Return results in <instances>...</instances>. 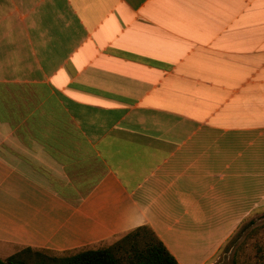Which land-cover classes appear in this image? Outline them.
I'll return each instance as SVG.
<instances>
[{
  "label": "crops",
  "instance_id": "0c3cea01",
  "mask_svg": "<svg viewBox=\"0 0 264 264\" xmlns=\"http://www.w3.org/2000/svg\"><path fill=\"white\" fill-rule=\"evenodd\" d=\"M141 225L264 243V0H0V258Z\"/></svg>",
  "mask_w": 264,
  "mask_h": 264
},
{
  "label": "trees",
  "instance_id": "16d2710c",
  "mask_svg": "<svg viewBox=\"0 0 264 264\" xmlns=\"http://www.w3.org/2000/svg\"><path fill=\"white\" fill-rule=\"evenodd\" d=\"M264 244V243H263ZM46 251L54 254L46 253ZM0 264H179L155 232L137 226L117 236L110 245L55 252L23 247Z\"/></svg>",
  "mask_w": 264,
  "mask_h": 264
},
{
  "label": "rangeland",
  "instance_id": "374dc122",
  "mask_svg": "<svg viewBox=\"0 0 264 264\" xmlns=\"http://www.w3.org/2000/svg\"><path fill=\"white\" fill-rule=\"evenodd\" d=\"M116 238L117 236L109 239L108 241L102 243L101 245L104 246L110 245L114 242V240H116ZM263 246H264L263 243L254 244L252 250H248V249L237 250L238 248L235 247L231 252H229L228 256L224 255L223 259H220L219 264H264ZM46 253L54 254L49 251H46Z\"/></svg>",
  "mask_w": 264,
  "mask_h": 264
}]
</instances>
